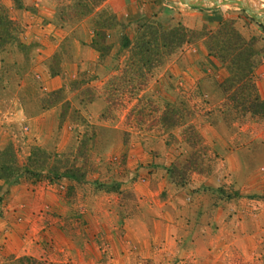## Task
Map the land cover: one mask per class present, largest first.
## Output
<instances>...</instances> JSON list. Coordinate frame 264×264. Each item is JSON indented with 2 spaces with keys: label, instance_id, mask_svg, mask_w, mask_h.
Here are the masks:
<instances>
[{
  "label": "rangeland",
  "instance_id": "1",
  "mask_svg": "<svg viewBox=\"0 0 264 264\" xmlns=\"http://www.w3.org/2000/svg\"><path fill=\"white\" fill-rule=\"evenodd\" d=\"M135 1L0 0V264H264V18Z\"/></svg>",
  "mask_w": 264,
  "mask_h": 264
},
{
  "label": "trees",
  "instance_id": "2",
  "mask_svg": "<svg viewBox=\"0 0 264 264\" xmlns=\"http://www.w3.org/2000/svg\"><path fill=\"white\" fill-rule=\"evenodd\" d=\"M18 29L19 24H17L16 21L10 19L4 8L0 5V50L14 47L23 52L25 48H28L23 42L20 41ZM55 175H63L65 177L79 181V178H77L71 169H66L61 173L55 172ZM17 262L18 264H49L27 256L18 258Z\"/></svg>",
  "mask_w": 264,
  "mask_h": 264
},
{
  "label": "water",
  "instance_id": "3",
  "mask_svg": "<svg viewBox=\"0 0 264 264\" xmlns=\"http://www.w3.org/2000/svg\"><path fill=\"white\" fill-rule=\"evenodd\" d=\"M178 2L185 4L189 7L203 8L211 6L212 8L220 7H236L249 13L252 17L264 18V6L257 9H253L251 6V0H177Z\"/></svg>",
  "mask_w": 264,
  "mask_h": 264
},
{
  "label": "crops",
  "instance_id": "4",
  "mask_svg": "<svg viewBox=\"0 0 264 264\" xmlns=\"http://www.w3.org/2000/svg\"><path fill=\"white\" fill-rule=\"evenodd\" d=\"M115 9L118 11V15H120L123 21H125L127 23V21H131L132 17L129 15H132L133 12H135L134 10L136 9V1L135 0H111ZM127 8H131L133 11L132 12H126ZM60 33L56 34V39L61 40V37L63 36V32L61 34V31H59ZM64 35H67V33L65 32ZM79 48H90L88 46V41L85 40L84 42H81L80 44L78 43ZM262 206V210H264V204H260ZM254 207V206H253ZM262 215L264 217V211L262 212ZM254 227H257L256 225H253Z\"/></svg>",
  "mask_w": 264,
  "mask_h": 264
},
{
  "label": "bare ground",
  "instance_id": "5",
  "mask_svg": "<svg viewBox=\"0 0 264 264\" xmlns=\"http://www.w3.org/2000/svg\"><path fill=\"white\" fill-rule=\"evenodd\" d=\"M251 6H252L253 8H257V7H263L264 5H259V4H257V2L251 0Z\"/></svg>",
  "mask_w": 264,
  "mask_h": 264
}]
</instances>
